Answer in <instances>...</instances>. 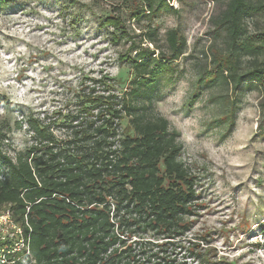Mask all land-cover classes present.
<instances>
[{"label": "trees", "instance_id": "1", "mask_svg": "<svg viewBox=\"0 0 264 264\" xmlns=\"http://www.w3.org/2000/svg\"><path fill=\"white\" fill-rule=\"evenodd\" d=\"M171 1L121 0L137 19L172 10ZM224 3L211 20L220 46L212 52V70L199 80L230 90L233 123L232 93L257 88L264 103V27L249 32L245 23L264 16V0ZM105 22L120 24L111 15ZM165 39L167 52L145 48L127 56L134 71L128 92H114V80L102 74L81 85L66 112L26 113L28 143L15 160L2 149L0 128V161L7 168L0 211L10 210L30 252L26 262L24 249L6 253L10 264H214L210 232H192L199 193L181 159L180 132L151 112L153 88L172 79L186 47L178 29H168ZM139 97L148 102L134 101ZM258 135L264 138V128ZM4 244L13 242L4 238Z\"/></svg>", "mask_w": 264, "mask_h": 264}, {"label": "rangeland", "instance_id": "2", "mask_svg": "<svg viewBox=\"0 0 264 264\" xmlns=\"http://www.w3.org/2000/svg\"><path fill=\"white\" fill-rule=\"evenodd\" d=\"M126 4L0 1L3 151L15 160L28 143L25 114L66 112L91 77L106 74L114 80V92H128L134 71L127 56L145 48L167 52L166 31L178 29L186 38L185 51L174 61L172 79L165 77L153 88L150 102L151 112L180 132L181 159L196 177L199 209L192 232H210L214 264H264V138L258 135L264 128L263 96L257 88L232 93L231 123L230 90L199 80L212 70V52L220 46L211 20L224 9V0H172V10L146 12L139 19ZM108 15L120 24L105 22ZM245 23L249 32L259 31L264 16L255 14ZM247 60L242 56L243 64ZM134 101L148 102L145 97ZM6 169L0 161V177ZM11 227L0 221V233Z\"/></svg>", "mask_w": 264, "mask_h": 264}, {"label": "built area", "instance_id": "3", "mask_svg": "<svg viewBox=\"0 0 264 264\" xmlns=\"http://www.w3.org/2000/svg\"><path fill=\"white\" fill-rule=\"evenodd\" d=\"M0 221H7L8 223L12 225L10 230H8L5 233H0V240L4 238H9L13 242L11 246L4 244L0 248V261L3 263L10 264L12 263V261L6 260L5 254L13 252V251H20L24 249V252L22 253L21 256H23L22 261L26 262V258L27 256H29L30 252H29L27 244L24 243L23 229L13 221L11 212L7 208L0 211ZM25 264H28V263H25Z\"/></svg>", "mask_w": 264, "mask_h": 264}]
</instances>
